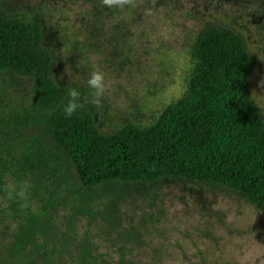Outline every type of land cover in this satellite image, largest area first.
Wrapping results in <instances>:
<instances>
[{"label":"rangeland","instance_id":"rangeland-1","mask_svg":"<svg viewBox=\"0 0 264 264\" xmlns=\"http://www.w3.org/2000/svg\"><path fill=\"white\" fill-rule=\"evenodd\" d=\"M139 2L119 10L100 0H0V8L41 24L63 106L67 86L90 100L89 73L105 74L102 107L81 108L102 133L128 123L148 126L185 92L191 49L205 22L230 26L245 39L256 61L248 89L264 118V0ZM30 87V79L0 71V111L26 109ZM17 138L0 136L3 143L34 144L39 181L54 183L44 198L49 210L39 227L36 264H78L76 257L81 264H264V205L242 193L179 177L85 188L68 155L37 124ZM29 198L28 189L21 204ZM101 252H109L104 262Z\"/></svg>","mask_w":264,"mask_h":264},{"label":"trees","instance_id":"trees-1","mask_svg":"<svg viewBox=\"0 0 264 264\" xmlns=\"http://www.w3.org/2000/svg\"><path fill=\"white\" fill-rule=\"evenodd\" d=\"M190 56L185 92L153 123H128L102 133L89 111L78 109L66 118L65 94L53 78L41 24L0 8V71L31 80L29 106L0 111V136L17 141L37 124L68 155L85 188L112 180L179 177L221 185L264 205V118L248 89L255 58L238 31L215 22H205L197 32ZM12 143L0 140V264H36L42 249L39 227L49 210L43 208L44 198L54 183L39 181L34 144ZM31 179L36 184L29 187V204L7 199L6 185ZM108 255L98 257L104 262Z\"/></svg>","mask_w":264,"mask_h":264},{"label":"clouds","instance_id":"clouds-1","mask_svg":"<svg viewBox=\"0 0 264 264\" xmlns=\"http://www.w3.org/2000/svg\"><path fill=\"white\" fill-rule=\"evenodd\" d=\"M103 7L108 9L123 10L127 8L139 7L138 0H100ZM154 3V0H153ZM152 8H145L144 14L151 15ZM88 88L91 90V99L88 100L82 97L81 92L74 87L67 86L66 94L69 97L68 102L63 107V112L66 118L73 116L78 109L85 107V104L90 103L94 108L99 110L102 107V101L105 97L108 87L106 84L105 74L99 69H95L89 73L86 81ZM260 85L264 87V80L260 81ZM99 116L102 118V112L98 111ZM30 185L25 181L19 186L15 184H8L5 186L4 191L7 199L9 200H23L26 197Z\"/></svg>","mask_w":264,"mask_h":264}]
</instances>
